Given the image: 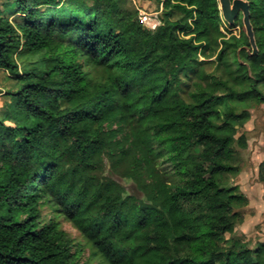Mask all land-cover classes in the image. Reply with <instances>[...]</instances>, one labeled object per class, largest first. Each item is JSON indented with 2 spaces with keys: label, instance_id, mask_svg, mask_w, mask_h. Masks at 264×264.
<instances>
[{
  "label": "trees",
  "instance_id": "1",
  "mask_svg": "<svg viewBox=\"0 0 264 264\" xmlns=\"http://www.w3.org/2000/svg\"><path fill=\"white\" fill-rule=\"evenodd\" d=\"M155 1L154 29L119 0H10L15 20L0 9V69L15 81L0 264H264V243L227 238L248 199L223 183L249 118L232 104L264 103V0H248L256 53L245 31L222 30L242 21L218 0ZM212 57L224 74L206 71Z\"/></svg>",
  "mask_w": 264,
  "mask_h": 264
},
{
  "label": "rangeland",
  "instance_id": "2",
  "mask_svg": "<svg viewBox=\"0 0 264 264\" xmlns=\"http://www.w3.org/2000/svg\"><path fill=\"white\" fill-rule=\"evenodd\" d=\"M10 0H0V9L15 20L17 15L13 13V6L9 5ZM122 8L137 10L143 23L154 29L161 21V7L155 0H119ZM242 21V14H239ZM224 20V19H223ZM148 21V22H147ZM225 21V20H224ZM226 22V21H225ZM228 23V22H227ZM154 25V26H153ZM222 30L229 37L231 32L240 36L245 28L240 23L231 29H226V24H222ZM209 61L206 65V71L209 73L224 74L221 69H217V62ZM242 61H246L240 56ZM225 78L228 77L225 72ZM15 87V81L12 76L5 70L0 69V118H3L7 110L9 96L7 91ZM233 108L238 111H247L249 113L248 120L239 127L235 135V141L232 145L233 155L230 164L234 167L232 172L224 176L223 183L228 186L237 185L240 192L248 199L247 205L240 208L242 213V221L237 223L233 234H227V238L231 236L246 243L249 247L255 248L259 243H264V175L261 172V166L264 164V103L251 101L248 103L234 102ZM244 137V145L239 142V138ZM167 164L160 167L166 168ZM114 177L123 184L129 192L135 193L137 196L142 194L137 190L133 180ZM44 214L49 218L52 214L51 209L46 207ZM64 228L75 239V242L83 248L81 260L86 261L90 257V248L85 243L81 233L73 226L70 221L62 219ZM230 241H224L223 244L229 245ZM90 264H98L93 259Z\"/></svg>",
  "mask_w": 264,
  "mask_h": 264
},
{
  "label": "water",
  "instance_id": "3",
  "mask_svg": "<svg viewBox=\"0 0 264 264\" xmlns=\"http://www.w3.org/2000/svg\"><path fill=\"white\" fill-rule=\"evenodd\" d=\"M219 9L223 19L229 24H233L236 17L241 13L243 18V26L246 35L249 38L253 53L257 52V46L254 36L252 24L250 22L249 2L248 0H218Z\"/></svg>",
  "mask_w": 264,
  "mask_h": 264
},
{
  "label": "bare ground",
  "instance_id": "4",
  "mask_svg": "<svg viewBox=\"0 0 264 264\" xmlns=\"http://www.w3.org/2000/svg\"><path fill=\"white\" fill-rule=\"evenodd\" d=\"M148 22V21H147ZM154 26V25H153Z\"/></svg>",
  "mask_w": 264,
  "mask_h": 264
},
{
  "label": "built area",
  "instance_id": "5",
  "mask_svg": "<svg viewBox=\"0 0 264 264\" xmlns=\"http://www.w3.org/2000/svg\"><path fill=\"white\" fill-rule=\"evenodd\" d=\"M154 28H156V27H154Z\"/></svg>",
  "mask_w": 264,
  "mask_h": 264
}]
</instances>
